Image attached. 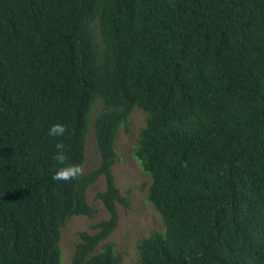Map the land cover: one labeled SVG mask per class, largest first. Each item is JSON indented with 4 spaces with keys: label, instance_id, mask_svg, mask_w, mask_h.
Listing matches in <instances>:
<instances>
[{
    "label": "trees",
    "instance_id": "1",
    "mask_svg": "<svg viewBox=\"0 0 264 264\" xmlns=\"http://www.w3.org/2000/svg\"><path fill=\"white\" fill-rule=\"evenodd\" d=\"M134 108L164 223L139 264H264V0H0V264H61L62 229L94 216L100 178L109 217L71 264H122L101 244L131 206L113 167ZM91 129L97 168L53 180L55 145L84 167Z\"/></svg>",
    "mask_w": 264,
    "mask_h": 264
},
{
    "label": "rangeland",
    "instance_id": "2",
    "mask_svg": "<svg viewBox=\"0 0 264 264\" xmlns=\"http://www.w3.org/2000/svg\"><path fill=\"white\" fill-rule=\"evenodd\" d=\"M99 109L100 105L97 102L90 116L91 123ZM145 122L146 114L142 110L134 108L130 116L128 130L121 128L115 141L117 152L116 162L113 167L115 185L123 197H129L131 206L130 208H125L122 204H117L118 226L101 245H112L122 264H139L138 245L141 241L153 232H164L162 218L148 200L151 179L141 170L139 163L134 158L135 144L140 131L145 126ZM99 162L100 158L96 148L95 136L91 129L86 142L84 173H89L96 169ZM104 189V178H100L87 190V202L95 210L92 218L73 216L63 227L60 242L61 264H71L76 244L79 242L80 232L94 233V226L108 219L107 210L102 202L97 199V194L103 192Z\"/></svg>",
    "mask_w": 264,
    "mask_h": 264
},
{
    "label": "clouds",
    "instance_id": "3",
    "mask_svg": "<svg viewBox=\"0 0 264 264\" xmlns=\"http://www.w3.org/2000/svg\"><path fill=\"white\" fill-rule=\"evenodd\" d=\"M68 131L67 126L63 123L53 124L49 130L48 135L52 137L64 136ZM55 154L53 160L57 162L59 167H57L52 175V179L55 181H69L76 179L83 175L84 169L82 164H70L68 163V156L66 153V148L63 142H59L55 145Z\"/></svg>",
    "mask_w": 264,
    "mask_h": 264
}]
</instances>
